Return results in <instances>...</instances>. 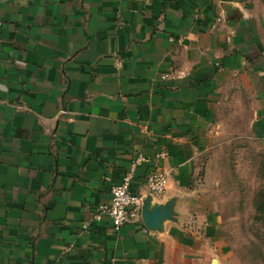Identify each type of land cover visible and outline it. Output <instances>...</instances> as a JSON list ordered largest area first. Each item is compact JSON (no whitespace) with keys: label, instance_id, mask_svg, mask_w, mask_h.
I'll use <instances>...</instances> for the list:
<instances>
[{"label":"crops","instance_id":"1","mask_svg":"<svg viewBox=\"0 0 264 264\" xmlns=\"http://www.w3.org/2000/svg\"><path fill=\"white\" fill-rule=\"evenodd\" d=\"M0 21V264H224L208 156L235 88L264 135V0H0ZM139 154L134 193L171 173L156 230L143 201L94 216Z\"/></svg>","mask_w":264,"mask_h":264},{"label":"rangeland","instance_id":"2","mask_svg":"<svg viewBox=\"0 0 264 264\" xmlns=\"http://www.w3.org/2000/svg\"><path fill=\"white\" fill-rule=\"evenodd\" d=\"M251 101L250 90L229 93L208 156L209 188L224 209L231 247L224 264H264V135L255 130Z\"/></svg>","mask_w":264,"mask_h":264},{"label":"built area","instance_id":"3","mask_svg":"<svg viewBox=\"0 0 264 264\" xmlns=\"http://www.w3.org/2000/svg\"><path fill=\"white\" fill-rule=\"evenodd\" d=\"M216 1L221 3L224 0ZM223 20H225V16L219 15L217 22ZM167 156V152H161L157 155V159L166 158ZM147 160L143 154L137 156L132 163L131 170L124 176L123 180L113 185L110 203L101 204L95 209L94 216L97 219L107 216L111 219L115 228H119L127 222L141 219L143 195L134 193L131 189V184L137 167ZM170 177L171 173L167 170L161 168L152 169L146 177V186L149 193L163 195L168 188ZM84 227H87V225H84Z\"/></svg>","mask_w":264,"mask_h":264},{"label":"water","instance_id":"4","mask_svg":"<svg viewBox=\"0 0 264 264\" xmlns=\"http://www.w3.org/2000/svg\"><path fill=\"white\" fill-rule=\"evenodd\" d=\"M228 16L230 13L227 11ZM173 200L167 204L152 205V194L143 198L142 218L149 229H159L162 222L172 218Z\"/></svg>","mask_w":264,"mask_h":264}]
</instances>
